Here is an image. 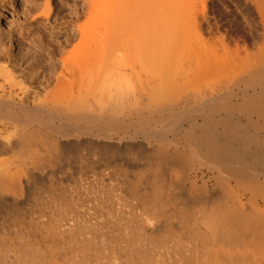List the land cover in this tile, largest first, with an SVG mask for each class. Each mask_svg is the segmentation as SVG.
Masks as SVG:
<instances>
[{
  "label": "bare ground",
  "instance_id": "6f19581e",
  "mask_svg": "<svg viewBox=\"0 0 264 264\" xmlns=\"http://www.w3.org/2000/svg\"><path fill=\"white\" fill-rule=\"evenodd\" d=\"M129 1L0 29V264H264V0Z\"/></svg>",
  "mask_w": 264,
  "mask_h": 264
},
{
  "label": "rangeland",
  "instance_id": "374dc122",
  "mask_svg": "<svg viewBox=\"0 0 264 264\" xmlns=\"http://www.w3.org/2000/svg\"><path fill=\"white\" fill-rule=\"evenodd\" d=\"M7 1L8 0H0V29L1 31L2 29L4 31H8V29H13L16 34L14 36L15 40L17 39L16 37L18 34V37L20 35L22 41H24V43H27V39H28L27 32L34 28L35 29L40 28L36 24L31 25V16L34 13L35 14L43 13L47 9V5H46L47 0H16L12 7L7 6ZM100 1H102L103 3L101 7H99ZM196 1L198 2V3L196 2L197 4H200L199 3L200 0H196ZM244 2L245 1L242 2L240 0H220V1L208 0L207 3L208 12L210 10L211 13L212 12L217 13L215 15H221L218 16V19H221L220 22H222L221 23V26H223L222 29L223 30L225 29L226 30L225 33H227V36H229V38L231 37V39L234 40L240 39L239 33L241 32L239 31L245 29V25L250 24L249 27L250 26L253 27L252 22L254 19H256L259 24V18L258 15H256L257 13L255 14L254 10L250 8V3H248V1H246V3ZM48 3L52 14L51 23L48 25V27H56V28L67 26L69 24V20L71 19V16L73 17L79 13L88 14L90 12H95V11L97 12L103 10L127 11V10H134L137 8L136 4L131 3L129 0H117V1L116 0H48ZM199 9H200V5H199ZM213 13L211 15H214ZM249 13H252L250 14L252 16L253 14L255 15L253 16L252 21H249V19H251ZM230 15L233 17H231ZM228 17L230 18V20ZM233 18L235 19V21H231L233 20ZM234 22L235 23L237 22L236 23L237 26ZM231 23L235 25H232ZM241 24L244 25V27L240 26ZM237 28L240 30H238ZM41 29L43 28L41 27ZM227 30L229 31V34ZM261 38H259L257 44L259 43L261 45L260 43ZM252 44H256V43H252ZM251 46H253L254 48V45ZM42 51L44 54L42 59L44 60L45 57L47 56L46 52H48V50L44 49Z\"/></svg>",
  "mask_w": 264,
  "mask_h": 264
}]
</instances>
